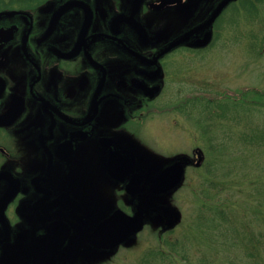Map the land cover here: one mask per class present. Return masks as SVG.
<instances>
[{"label": "flooded vegetation", "instance_id": "obj_1", "mask_svg": "<svg viewBox=\"0 0 264 264\" xmlns=\"http://www.w3.org/2000/svg\"><path fill=\"white\" fill-rule=\"evenodd\" d=\"M240 2L0 0V264H112L116 250H140L143 229L173 231L178 210L163 198L180 183L150 188L174 164L182 181L210 169V110L222 95L190 79L191 63ZM164 116L186 143L165 156L146 137ZM115 212L142 226L98 246L96 228Z\"/></svg>", "mask_w": 264, "mask_h": 264}, {"label": "rangeland", "instance_id": "obj_2", "mask_svg": "<svg viewBox=\"0 0 264 264\" xmlns=\"http://www.w3.org/2000/svg\"><path fill=\"white\" fill-rule=\"evenodd\" d=\"M257 9L252 21L249 17L256 12L240 14L235 24H226L220 41L203 60L191 63L195 74L190 79L197 83L204 77L210 96L222 95L211 104V110L221 105L224 117L211 121L209 132L214 138L210 147L214 144L217 152H207L210 169H188L182 184L163 198L166 208L179 209L180 221L171 234L157 238L155 232L143 229L140 250L120 248L112 264H145L141 257L150 256L144 252L149 248L156 251L158 245L165 254L151 257L146 264H254L255 257L248 256L242 239L249 224L253 233L261 234L264 244V144L255 145L262 137L264 141L260 134H264V4ZM199 111L195 107L187 119L194 134L204 123L198 121ZM165 119L170 117L151 120L146 135L156 153L164 156L186 144L182 132L167 125ZM200 140L196 135L194 143L204 146ZM165 241L172 246L162 247ZM257 259L264 263V245Z\"/></svg>", "mask_w": 264, "mask_h": 264}, {"label": "water", "instance_id": "obj_3", "mask_svg": "<svg viewBox=\"0 0 264 264\" xmlns=\"http://www.w3.org/2000/svg\"><path fill=\"white\" fill-rule=\"evenodd\" d=\"M210 35L207 34L202 42H208ZM200 158V153H197ZM199 162V160H198ZM183 175V169L179 164H174L168 169H164L152 182L151 192L159 194L174 188ZM178 218V213L174 214L171 223ZM142 226V221L138 217H131L122 212H115L111 217L104 220L96 228L94 240L98 246L112 247L121 243L130 231H138Z\"/></svg>", "mask_w": 264, "mask_h": 264}, {"label": "trees", "instance_id": "obj_4", "mask_svg": "<svg viewBox=\"0 0 264 264\" xmlns=\"http://www.w3.org/2000/svg\"><path fill=\"white\" fill-rule=\"evenodd\" d=\"M263 4H264V0H241L239 7L235 8V6H232L231 9H229L227 11V16H226L227 25L235 24V21L240 14H242V15L251 14L252 15V12H256V15H253V17L248 16L250 18L249 20H251V21L253 19H256L258 12H259L257 9V6L263 5ZM230 16L233 19H231ZM216 110H218L219 112H216ZM210 112H211L210 117L212 118L213 121H216L219 118L221 120H223L222 117H224V111H223V107L221 105L216 106L214 109L210 110ZM260 134L264 135L263 133H260ZM262 138H260L259 139L260 141H258L255 144L256 146H258L259 144H264V141ZM249 143H252V142L249 141ZM216 149H217V147L214 144H212V146L210 147V152L214 154L217 152ZM250 182L253 183L255 181L253 180ZM245 231H246V235L243 236L242 243H243V246L246 249L247 253H249L248 256H250V257L254 256L255 257L253 260L254 264H264L261 261L258 262V259H257L258 252L260 249H262V246L264 245L263 242L261 241V238H262L261 234L260 233H253L250 229L249 224H247L245 226ZM171 233L172 232L170 231V233H167V234L169 235ZM163 245L172 246V243L170 244V243L166 242V243L162 244V247H163ZM164 254H165V252L161 249V245H158L156 251H152V249L149 248L146 252H144L143 255H145V256L148 255L150 257H147L148 259H146L145 257H141V261H142V263L146 264V261L150 260L151 257L152 258L153 257L159 258L161 255H164ZM143 260H145V261H143ZM147 264H148V262H147Z\"/></svg>", "mask_w": 264, "mask_h": 264}]
</instances>
